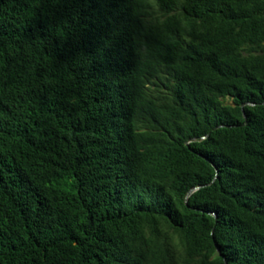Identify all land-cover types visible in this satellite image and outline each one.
Wrapping results in <instances>:
<instances>
[{"label": "trees", "instance_id": "1", "mask_svg": "<svg viewBox=\"0 0 264 264\" xmlns=\"http://www.w3.org/2000/svg\"><path fill=\"white\" fill-rule=\"evenodd\" d=\"M0 264H264V0H0Z\"/></svg>", "mask_w": 264, "mask_h": 264}, {"label": "water", "instance_id": "2", "mask_svg": "<svg viewBox=\"0 0 264 264\" xmlns=\"http://www.w3.org/2000/svg\"><path fill=\"white\" fill-rule=\"evenodd\" d=\"M244 106H252V107H253V106H255V104H254V103H245V104L242 105V108H243ZM245 119H246V117H245ZM219 127H222V126H219ZM219 127H217V128H219ZM194 140H195V139H190L186 144L189 145V143L192 142V141H194ZM200 188H201V187H195V188H193L192 190H190V191L188 192V194L186 195V198H185V202H186V204H187V202H188L189 197H190L192 194H194L196 191H198ZM218 252H219V249H218Z\"/></svg>", "mask_w": 264, "mask_h": 264}, {"label": "rangeland", "instance_id": "3", "mask_svg": "<svg viewBox=\"0 0 264 264\" xmlns=\"http://www.w3.org/2000/svg\"><path fill=\"white\" fill-rule=\"evenodd\" d=\"M226 103H227V104H231V101L227 100Z\"/></svg>", "mask_w": 264, "mask_h": 264}]
</instances>
